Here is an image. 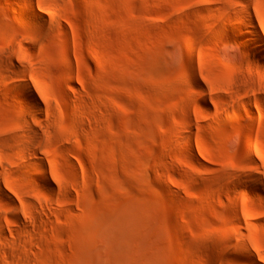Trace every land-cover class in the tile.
<instances>
[{
  "label": "rangeland",
  "instance_id": "374dc122",
  "mask_svg": "<svg viewBox=\"0 0 264 264\" xmlns=\"http://www.w3.org/2000/svg\"><path fill=\"white\" fill-rule=\"evenodd\" d=\"M12 1L0 264H264V0Z\"/></svg>",
  "mask_w": 264,
  "mask_h": 264
},
{
  "label": "bare ground",
  "instance_id": "6f19581e",
  "mask_svg": "<svg viewBox=\"0 0 264 264\" xmlns=\"http://www.w3.org/2000/svg\"><path fill=\"white\" fill-rule=\"evenodd\" d=\"M3 2L5 4H8L10 6H12V8L14 9V11L18 14V16L20 18H22L23 20H28L30 18V15L28 13L27 10H25L23 7L21 6H17L13 3L12 0H3ZM24 6H31V2L30 1H26L24 3ZM37 18L39 17L38 14H34ZM218 19L220 20H224V17L223 15H219L218 16ZM244 24L248 27V34H249V37L248 39L250 40V42L253 43V46L259 50L260 52L263 53L264 55V38L261 34V32L259 31V29L257 28V26L255 25V22L253 21V19L251 18V16H247V19L246 21H244ZM29 45L31 44L30 42H28ZM193 52H194V38L188 34L185 38V44H184V55L181 59V67L184 68V69H187V75L190 77L191 79V82L193 85H198L199 86V82L197 81L196 79V75H195V71L193 69V65H192V62L190 61V58L191 56L193 55ZM220 62L223 61V58L220 57L219 58ZM17 89L19 91H21L23 94L26 95V98L25 99H20V102L21 103H29L31 104V106L33 107L34 110L37 109V99L33 93V91L31 90V88L28 86V85H22V86H18ZM205 93H203L202 91H200V95L203 96ZM21 114H24L25 113V110H23L21 108V111H20ZM251 119L253 120L254 117L251 115ZM40 171L41 172H44V170L42 168H40ZM45 180V179H44ZM47 181V179H46ZM45 181V184L48 186V183ZM3 193L4 196L7 195V193L2 190L1 191ZM233 220H236L235 216L232 217ZM247 254V253H246ZM246 256V255H245ZM247 257V260L249 262H252L253 263V257L251 256H246ZM245 257V258H246ZM254 264V263H253Z\"/></svg>",
  "mask_w": 264,
  "mask_h": 264
}]
</instances>
